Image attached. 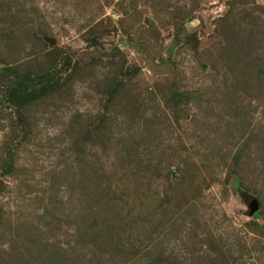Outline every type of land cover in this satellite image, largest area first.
<instances>
[{
	"label": "rangeland",
	"instance_id": "obj_1",
	"mask_svg": "<svg viewBox=\"0 0 264 264\" xmlns=\"http://www.w3.org/2000/svg\"><path fill=\"white\" fill-rule=\"evenodd\" d=\"M0 264H264V0H0Z\"/></svg>",
	"mask_w": 264,
	"mask_h": 264
},
{
	"label": "water",
	"instance_id": "obj_2",
	"mask_svg": "<svg viewBox=\"0 0 264 264\" xmlns=\"http://www.w3.org/2000/svg\"><path fill=\"white\" fill-rule=\"evenodd\" d=\"M245 202L250 206L251 214L255 213L259 209V204L253 197H245Z\"/></svg>",
	"mask_w": 264,
	"mask_h": 264
}]
</instances>
